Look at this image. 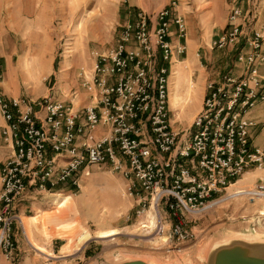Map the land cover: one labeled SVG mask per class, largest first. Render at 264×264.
<instances>
[{
  "label": "built area",
  "instance_id": "1",
  "mask_svg": "<svg viewBox=\"0 0 264 264\" xmlns=\"http://www.w3.org/2000/svg\"><path fill=\"white\" fill-rule=\"evenodd\" d=\"M244 21L245 11L232 7L227 30L212 42L235 50V62L218 81L207 82L203 105L185 133L174 129L170 109L172 63L186 55L188 41L176 0L154 13L138 10L115 46L93 53L92 71L80 74L87 101L77 90L68 101L0 92V147L8 149L0 170V254L16 259L17 233L24 230L18 209L30 191L79 188L93 166H109L126 179L138 229L169 233L178 243L191 238L187 215L215 206L248 170H264V147L252 142L257 124L249 117L264 105V27L249 35ZM246 191L251 201H264V179Z\"/></svg>",
  "mask_w": 264,
  "mask_h": 264
},
{
  "label": "rangeland",
  "instance_id": "2",
  "mask_svg": "<svg viewBox=\"0 0 264 264\" xmlns=\"http://www.w3.org/2000/svg\"><path fill=\"white\" fill-rule=\"evenodd\" d=\"M171 1L0 0V61L4 66L0 92L9 97L66 101L77 90L79 100L87 101L80 74L83 69L92 71L93 53L115 46L121 27L133 17L134 10L154 13ZM176 1L188 25V41L186 55L176 56L172 63L170 109L174 129L185 133L198 113L190 115L201 104L207 82L218 81L235 62V50L212 45L227 30L230 8L244 6L243 26L250 35L253 29L264 27V0H252L255 7L247 6L248 0ZM37 54L44 66L37 79L29 78L20 64H31ZM238 68L234 69L237 76L241 74ZM188 90L193 93L192 101L174 107L173 96L184 98ZM7 155L8 149L1 146L0 170ZM263 175L264 170H248L220 196L217 206L200 215H187L184 223L191 238L178 243L169 233L156 236L138 229L135 202L127 195L126 179L109 166H93L89 175L82 176L79 188H68L52 197L42 193L32 202V209L21 217L26 221L27 234L23 224L24 230L19 228L17 236L19 257L9 261L0 255V262L264 264V201L234 196L259 184ZM71 198L70 203L76 205L73 213L66 208L56 210L60 201ZM65 213L70 216H63ZM46 215L50 220L42 228L40 220ZM149 220L155 223L154 212L149 213ZM115 232L113 237L98 238Z\"/></svg>",
  "mask_w": 264,
  "mask_h": 264
},
{
  "label": "crops",
  "instance_id": "3",
  "mask_svg": "<svg viewBox=\"0 0 264 264\" xmlns=\"http://www.w3.org/2000/svg\"><path fill=\"white\" fill-rule=\"evenodd\" d=\"M252 5L253 7H255V2H253L252 0H248L247 1V6H250ZM243 10H244V6H240ZM232 8H230L231 10ZM140 10V9H137V10H134V14L133 16L135 15V13ZM245 11V10H244ZM230 12V11H229ZM228 19V18H227ZM221 34L218 35V37L220 36ZM217 37V38H218ZM177 42V41H175ZM246 45L245 44V41L242 43V46ZM237 69H239V65L235 64ZM236 67L234 69H236ZM240 70V69H239ZM234 72V70H233ZM260 72L261 74L264 76V65L261 67L260 69ZM206 88L204 89V93H203V98H202V102L200 105H198L196 108H198V110L195 108L193 109V111H191L190 115L194 114L195 111L199 112L202 105H203V100H204V96H205V91ZM71 94V93H70ZM70 94L68 95V98L70 96ZM6 96V95H5ZM9 97V96H7ZM9 98H16V97H9ZM57 100V99H56ZM68 101V100H66ZM81 102H85L84 100H81ZM249 117L251 119H253L255 122H256V127L254 129H252V132H251V140L252 142L254 143L255 146L257 147H264V105H257L250 113H249ZM4 122L3 120L1 119L0 117V127L3 126ZM3 163V162H2ZM264 176V175H263ZM82 179V178H81ZM70 187H59L58 189L54 190L52 193H49V194H46V195H49V196H59V192L61 193L62 191H64L65 189H68ZM0 190H1V185H0ZM55 192H58V194H54ZM39 195H42V194H39L37 193L35 190H32L30 191L26 198H24L21 203H20V207L18 209V213L19 215L22 217V216H25V214L27 212H29V210L32 209V202H35L37 201V199L40 197ZM45 198L47 199V196H45ZM19 233H17V236H18ZM18 242H19V249H18V252L21 251V248H20V241L19 239L17 238ZM16 257H19V254L16 255ZM1 264V262H0Z\"/></svg>",
  "mask_w": 264,
  "mask_h": 264
},
{
  "label": "bare ground",
  "instance_id": "4",
  "mask_svg": "<svg viewBox=\"0 0 264 264\" xmlns=\"http://www.w3.org/2000/svg\"><path fill=\"white\" fill-rule=\"evenodd\" d=\"M32 58V57H31ZM26 59V58H25ZM30 61V60H29ZM22 62V61H21ZM28 62V61H27ZM27 62H23V64H20V68L21 69H24L25 71H26V73H27V75L29 76V78L31 77V78H38L37 76H38V74H39V70H41V67H43L44 66V62H43V59L42 58H40L39 57V54H37L36 55V57H33L32 58V62H31V64L30 63H27ZM25 73V72H24ZM40 79V78H39ZM31 80V79H30ZM35 80V79H34ZM193 93H192V91H190V90H188V92H187V96H185L184 98L182 97V96H179V95H174L173 96V98H172V102H173V106L174 107H178V106H180V105H182V104H184V106H185V104H187V103H189V102H191L192 100H191V98H192V95ZM248 194H249V192L248 191H246L245 189L244 190H241V191H238V192H236L235 194H234V196H248ZM65 200V199H64ZM70 200H72V198L71 199H69V200H66V201H60L59 203H58V208L56 209L57 211H61V210H63V209H65L66 208V210H70L72 213L74 212V210H75V208H76V205H75V203L74 202H71L70 203ZM73 201V200H72ZM221 201H218L217 203H216V206H217V204L218 203H220ZM54 214H61V212H53ZM48 214V213H47ZM54 216V215H53ZM63 216H70V215H68V214H64ZM72 216H74L73 214H72ZM261 216H264V214H261ZM22 220V219H21ZM50 220V217H49V215H46L45 217L43 216L42 217V219L40 220V222H41V224H42V228H45V226H46V223H47V221H49ZM26 221H25V219H23L22 220V223L24 224V227H25V232H26V234H27V230H26V223H25ZM153 223V222H152ZM154 224V223H153ZM54 226L56 227V224H54ZM117 233L115 232V233H113V234H108V235H100L99 236V233H98V235H97V237L98 238H109V237H113V236H115ZM86 241V240H85ZM41 253V252H40ZM1 256H2V254H0ZM149 259V258H148ZM157 261V260H156ZM160 263V262H159ZM197 264V263H196Z\"/></svg>",
  "mask_w": 264,
  "mask_h": 264
},
{
  "label": "water",
  "instance_id": "5",
  "mask_svg": "<svg viewBox=\"0 0 264 264\" xmlns=\"http://www.w3.org/2000/svg\"><path fill=\"white\" fill-rule=\"evenodd\" d=\"M227 264H236V263H227Z\"/></svg>",
  "mask_w": 264,
  "mask_h": 264
}]
</instances>
